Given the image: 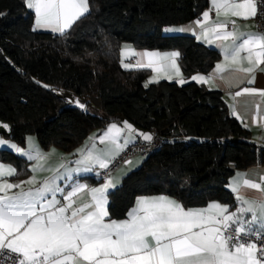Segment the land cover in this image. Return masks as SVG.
<instances>
[{
	"label": "trees",
	"instance_id": "1",
	"mask_svg": "<svg viewBox=\"0 0 264 264\" xmlns=\"http://www.w3.org/2000/svg\"><path fill=\"white\" fill-rule=\"evenodd\" d=\"M207 6L208 0H89L90 11L61 34L34 30L25 0H0V119L12 125L3 136L24 145L34 134L43 150L70 152L92 131L126 118L153 130L160 143L108 192V220L127 217L136 198L150 194L172 196L189 209L210 201L233 208L228 179L264 165V145L251 141L220 91L195 82L147 84V69L125 68L119 59L129 43L177 50L184 75L209 72L218 50L165 31ZM54 89L84 99L85 110L66 107ZM0 161L15 167L16 179L30 173L29 161L13 151L0 149Z\"/></svg>",
	"mask_w": 264,
	"mask_h": 264
},
{
	"label": "snow or ice",
	"instance_id": "2",
	"mask_svg": "<svg viewBox=\"0 0 264 264\" xmlns=\"http://www.w3.org/2000/svg\"><path fill=\"white\" fill-rule=\"evenodd\" d=\"M26 4L35 11L37 27L50 28L61 34L90 11L89 0H26ZM212 4L217 15L223 13L247 20L255 18L258 13L257 0H212ZM202 15L203 19L194 23L201 28L202 36L209 43L231 40V44L223 45L225 61L239 64L242 59L247 60L252 66L237 69L245 74L253 73L256 67L264 64V33L239 32L235 20L216 23L209 28L205 25L210 13L206 11ZM229 23L232 30H228ZM242 52L247 56L241 57ZM139 55L147 58V63L138 61L139 67L158 71L154 67L158 59L171 57L172 66L176 67L174 58L179 53L172 52L163 57L154 52ZM226 68V64H218L215 73H223ZM191 79L210 83L212 78L197 75ZM254 79L252 77L248 83H254ZM152 82H156V77L149 81ZM242 94L264 97V90L246 87L235 96ZM70 102L85 108L79 101ZM233 114L236 115L235 111ZM125 126L132 131L127 122ZM121 131L116 124H111L99 140L103 144L110 139L114 149L107 152L89 150L76 161L83 168L70 171L92 172L96 167L108 169L130 142L125 139L120 143L118 135ZM142 135L145 141L152 140L151 135ZM28 142L31 145L32 138ZM4 144L31 160L39 162L44 159V154L38 151L32 155L0 139V145ZM38 166H34L33 171ZM16 174L12 166L0 164V264H8V261L11 264H264V243H258L264 239V199L248 200L242 193V189H254L264 194V175L254 180L237 174L232 191L237 194L241 206L234 212L217 202L210 204L208 209L186 210L163 196L142 197L138 198L127 219L106 221L109 215L107 192L115 186L111 176L99 187H89L76 182L70 175L60 176L57 170V176L43 181L35 189L25 190V184L37 183L35 177L19 183L5 178ZM58 178L70 181L66 185L70 190L65 191V187L57 183ZM13 189L19 191L13 192ZM84 192L90 195V201L78 205L75 198ZM57 193L62 194V200L56 198ZM245 214H250V218H245ZM245 236L253 239L244 240Z\"/></svg>",
	"mask_w": 264,
	"mask_h": 264
},
{
	"label": "crops",
	"instance_id": "3",
	"mask_svg": "<svg viewBox=\"0 0 264 264\" xmlns=\"http://www.w3.org/2000/svg\"><path fill=\"white\" fill-rule=\"evenodd\" d=\"M25 5L26 0H25ZM27 9L32 12L33 14V28L36 31H48L52 33H59L54 32L50 28L46 27H37L36 26V14L34 9L28 8ZM210 10L214 11V15H210L209 21L206 23V27H213L216 23H221L224 21H236V29L239 32L244 33H260L257 31L255 27V23L253 18L244 20L237 17L232 16H225L223 13H220L217 15V12L215 11L212 0H208V6L194 19L182 23V24H176V25H170L167 29H188L186 31H166L169 34H188L194 36L198 41L204 43L205 45H208L209 47L215 48L220 53V58L217 60L215 65L211 68V70L207 73H201V72H195L190 75H184L181 71V67L178 61V57H175V65L176 67H173V58L169 57L167 59H158L157 63L154 65L158 69V71H153L152 68H143L138 66V61H142L143 63H147V58H142L139 54L144 52H154L159 53L161 57H163L165 54H170L172 52H178L177 50H156V49H137L133 47V45L129 43H123L121 45L120 51H119V59L124 67V65H131V67H125L129 69H147L149 71V75L146 79V83L148 84L149 81L156 77V81L159 80H168V81H175L179 84H184L187 82H195L197 84H202L205 86L208 90H218L222 93V96L229 108V111L231 115H233L244 127L248 128L251 132V141H253L257 145H264V97L260 96L259 94H242L240 96H235V93L238 91H241L243 88H255L258 90H264V64L259 65L255 68L253 73L251 74H245L243 72L238 71L237 69L241 67H250L252 65H249L247 60L241 61L239 64H233L231 61H225L224 59V47L223 45L231 44V40L229 41H215L213 43H209L206 38H204L201 34L202 30L200 27H198L194 22L197 20L203 19V13L208 11L210 13ZM228 30H232L231 23L228 24ZM123 53V55H122ZM135 53V54H133ZM179 53V52H178ZM247 56V53H241V57ZM218 64H226L227 68L226 71L220 74L215 73L216 66ZM178 69V71H177ZM204 76V77H211L210 83H198L191 78L193 76ZM252 77H255L254 83H248L249 79H252ZM180 81H184V83H180ZM235 111L236 115L233 114ZM254 118L256 122H254ZM111 124H116L120 129H122L121 133L118 135V139L120 143H123L125 139H129L130 143L136 141V137H134L131 133H129L126 129H124L122 126L119 125L117 121H111L109 122L105 127L101 129H97L92 131L85 140L73 151L66 152L62 151L56 147H50L47 150H43L40 148L37 139H33L31 136L27 135L25 138V144L24 145H18L17 143H12L17 145L18 147L24 149L25 152H31L32 155H35L36 152H40L44 154V159L37 162L35 160H31L26 155L24 156L28 161L29 165L28 168L30 170V173L27 177L22 179H16L14 176L12 177H5L12 183H19L20 181H26L30 177H35L37 183L34 185H28L25 184L23 187L25 190L29 188H37L40 186V184L47 180L51 179L54 176H57V170H59V175L63 176L65 174L70 175L73 180L79 183L87 184L89 187H99L104 182H100L95 178V173L99 167H96L93 169L92 172H72L70 170L77 169V168H83V165H79L76 163V161L83 158V155L86 154L89 150L99 152L101 150L108 151L109 149H114V144L110 139H107L105 143H101L99 140V137L103 135L108 127ZM112 135H116L113 133ZM7 138L3 135H0V139ZM32 138L33 143L30 145L28 142V139ZM4 141L6 139H3ZM8 140H11L8 138ZM11 143V141H8ZM13 142V141H12ZM128 144V145H129ZM0 147H9L8 144L0 145ZM10 148V147H9ZM12 149V148H10ZM13 150V149H12ZM16 154L21 155L20 153L13 150ZM121 153V152H120ZM117 157V156H116ZM141 156H135L131 158L129 161L131 163L128 164H122L118 168H116L109 176H111L113 180L114 187L108 189V192L115 188L119 183L121 182L122 177L128 173L130 170H132L136 165L139 164L138 161L132 162L134 158H138ZM0 164H3L5 166H12L10 163L1 162ZM39 164L38 167H36V170L33 171V167ZM64 165L63 168L60 166ZM237 174H241L242 177H246L249 179L256 180L259 175H264V165L256 164L253 166H249L245 169H238L235 170V172L230 176L227 182V188L233 193L234 198L236 200V204L233 208H231L228 204L218 202V201H210L206 205L195 208L194 210H203L208 209V206L212 204L213 202H217L221 205H226L230 212L236 211L238 207L241 206L240 201L237 200V194L232 191L233 181L237 179ZM57 183L61 185V187H65V191H68L66 185L70 183V181L67 180H61L57 179ZM13 192L19 191V189H13ZM107 192V205L109 202ZM242 193L245 196L246 199L252 200V201H259L264 199V194L254 190V189H242ZM166 197L168 199H171L173 201H176L177 203L181 204L180 201L172 196L166 195V194H150V195H142L136 198L134 204L130 208L129 212L136 206L138 198L142 197ZM51 198V197H49ZM57 199L62 200V194L57 193L56 194ZM77 204H82L85 202L90 201V195L87 192L80 193L76 198ZM188 210L189 208H185ZM128 212V213H129ZM128 218H122V219H116L117 221L125 220ZM245 218H250V214H245ZM106 221H108L107 218H105ZM150 239V238H149ZM154 243V242H153Z\"/></svg>",
	"mask_w": 264,
	"mask_h": 264
},
{
	"label": "built area",
	"instance_id": "4",
	"mask_svg": "<svg viewBox=\"0 0 264 264\" xmlns=\"http://www.w3.org/2000/svg\"><path fill=\"white\" fill-rule=\"evenodd\" d=\"M258 3V13L255 18H253L255 27L258 32L264 33V0H257ZM210 15H214V11L210 10ZM160 140L157 138L155 132L153 134L152 140L149 142L136 140L130 143L117 157H115L114 161L109 165L108 169H100L98 168L95 173V178L104 182L105 179L120 165L125 164V161H129L131 158L135 156H146L152 153L157 146L159 145ZM99 173V175H97ZM244 240H252L253 237L245 236ZM258 243H264V239L258 241ZM15 256V254H13ZM8 264H11L8 261Z\"/></svg>",
	"mask_w": 264,
	"mask_h": 264
},
{
	"label": "water",
	"instance_id": "5",
	"mask_svg": "<svg viewBox=\"0 0 264 264\" xmlns=\"http://www.w3.org/2000/svg\"><path fill=\"white\" fill-rule=\"evenodd\" d=\"M53 94L58 97L59 99H62L65 101V106L66 107H72V108H77L80 111H84L85 108H81L78 106V104L74 103V102H70V101H79L80 103L84 104L86 107V101L84 99H82L81 97L77 96L76 94L72 93V92H67V91H63V90H58V89H54L53 90ZM125 122H127V124L132 126V131H129L126 126H125ZM118 123L120 126H122L124 129H126L129 133H131L134 137H136L137 140H141V141H145L143 139V135L142 134H149L153 137L154 131L153 130H144L139 128L138 126H136L135 124H133L132 122H130L128 119L126 118H120L118 120ZM2 125H7L8 128H4ZM12 131V125L9 122H6L4 120L0 119V135H10ZM145 142H149V141H145Z\"/></svg>",
	"mask_w": 264,
	"mask_h": 264
},
{
	"label": "rangeland",
	"instance_id": "6",
	"mask_svg": "<svg viewBox=\"0 0 264 264\" xmlns=\"http://www.w3.org/2000/svg\"><path fill=\"white\" fill-rule=\"evenodd\" d=\"M29 136H31L33 139L36 140V137H35L34 134H29ZM2 139H6L5 141H11V143H14L13 140H8V138H2ZM12 141H13V142H12ZM0 149H7V150H10V151H13V150L10 149L9 147H0ZM13 152H14V151H13ZM143 158H144V157L141 156V157H138V158H134V159L132 160V162H134V161H138V162H139V164L136 165V167H134L133 169L137 168V167L140 165V163L142 162ZM133 169H132V170H133Z\"/></svg>",
	"mask_w": 264,
	"mask_h": 264
}]
</instances>
